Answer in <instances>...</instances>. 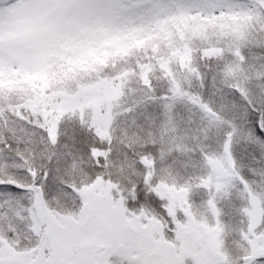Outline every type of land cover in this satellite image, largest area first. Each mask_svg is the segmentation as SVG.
Here are the masks:
<instances>
[{"label":"snow or ice","instance_id":"6c2138e0","mask_svg":"<svg viewBox=\"0 0 264 264\" xmlns=\"http://www.w3.org/2000/svg\"><path fill=\"white\" fill-rule=\"evenodd\" d=\"M0 264H264V0H0Z\"/></svg>","mask_w":264,"mask_h":264}]
</instances>
